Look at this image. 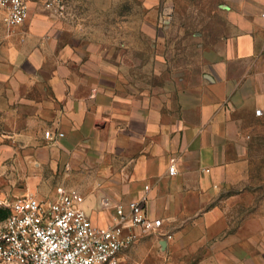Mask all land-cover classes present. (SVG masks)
Instances as JSON below:
<instances>
[{
  "label": "crops",
  "instance_id": "obj_1",
  "mask_svg": "<svg viewBox=\"0 0 264 264\" xmlns=\"http://www.w3.org/2000/svg\"><path fill=\"white\" fill-rule=\"evenodd\" d=\"M28 5L22 24L0 20V203L84 187L92 172L101 184L78 190L95 219L100 198L135 199L148 184L163 235L147 244L166 264L264 263V0H220L204 58L168 69L152 54L145 80L136 60Z\"/></svg>",
  "mask_w": 264,
  "mask_h": 264
},
{
  "label": "built area",
  "instance_id": "obj_2",
  "mask_svg": "<svg viewBox=\"0 0 264 264\" xmlns=\"http://www.w3.org/2000/svg\"><path fill=\"white\" fill-rule=\"evenodd\" d=\"M54 1L46 6L62 13V4ZM0 13L7 28L20 25L29 15L28 1L0 0ZM254 113L261 115L262 109L257 107ZM44 135L63 133L47 129ZM167 170L175 174L174 163ZM143 188L140 197L127 201L100 198L95 219L82 205L83 194L63 185L51 197L23 194L4 201L9 212L0 220V264H120L139 236L163 235L162 218L146 209L148 184Z\"/></svg>",
  "mask_w": 264,
  "mask_h": 264
},
{
  "label": "rangeland",
  "instance_id": "obj_3",
  "mask_svg": "<svg viewBox=\"0 0 264 264\" xmlns=\"http://www.w3.org/2000/svg\"><path fill=\"white\" fill-rule=\"evenodd\" d=\"M28 1L38 2L44 6L45 11L55 13L46 6L51 0ZM54 2L63 6L62 13L56 12V14L65 20L69 28L76 29L79 38L89 40L91 47L96 48L98 42H101V53L111 56L121 54L126 63L136 60V74L142 80L150 76L149 64L152 54L154 62L166 60L169 63L168 69H172V65L178 63L192 65L204 58V54L200 52L201 48L222 31L220 0H55ZM155 66L158 67L160 64ZM156 82L158 80L154 78V83ZM90 159L95 164H99V158ZM95 164L90 167L93 168ZM89 173L92 179L87 178V181L79 182L80 185L86 187L94 183L98 187L101 179L98 175ZM73 186L80 189L85 198L88 197L84 187ZM51 196L52 194H44L40 197ZM13 197L7 196L3 200L10 201ZM0 205L4 206L3 203ZM97 210L94 207L93 212L96 213ZM155 237L153 233L139 236L122 255L120 264H166L164 253L155 245L147 244L155 241ZM136 245L138 247H135Z\"/></svg>",
  "mask_w": 264,
  "mask_h": 264
},
{
  "label": "trees",
  "instance_id": "obj_4",
  "mask_svg": "<svg viewBox=\"0 0 264 264\" xmlns=\"http://www.w3.org/2000/svg\"><path fill=\"white\" fill-rule=\"evenodd\" d=\"M8 212H9L8 207L0 205V220L5 218L7 216V214H8Z\"/></svg>",
  "mask_w": 264,
  "mask_h": 264
},
{
  "label": "water",
  "instance_id": "obj_5",
  "mask_svg": "<svg viewBox=\"0 0 264 264\" xmlns=\"http://www.w3.org/2000/svg\"><path fill=\"white\" fill-rule=\"evenodd\" d=\"M160 245L163 247L165 245V240H160Z\"/></svg>",
  "mask_w": 264,
  "mask_h": 264
}]
</instances>
